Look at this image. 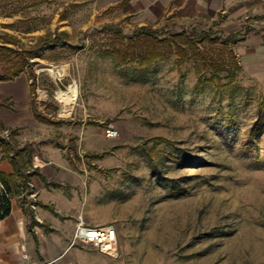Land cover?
<instances>
[{"label": "rangeland", "instance_id": "374dc122", "mask_svg": "<svg viewBox=\"0 0 264 264\" xmlns=\"http://www.w3.org/2000/svg\"><path fill=\"white\" fill-rule=\"evenodd\" d=\"M230 3L151 21L109 0H0V45L17 54L69 33L23 74L49 94L39 114L62 121L69 214L116 230L97 264H264V0ZM142 25L218 39L198 41L214 67L173 54L142 71L102 54Z\"/></svg>", "mask_w": 264, "mask_h": 264}, {"label": "crops", "instance_id": "0c3cea01", "mask_svg": "<svg viewBox=\"0 0 264 264\" xmlns=\"http://www.w3.org/2000/svg\"><path fill=\"white\" fill-rule=\"evenodd\" d=\"M109 1L110 5L118 3L126 7L130 15L140 14L144 20L151 21L171 13V8L180 11L181 17L187 18L201 13L203 8L216 5L228 7L231 4V0ZM61 32L69 37L67 31ZM8 45L1 46L10 48ZM31 84L32 81L23 73L11 81L0 83V103L6 104L0 107V123L6 129H19V144H33V167L39 174L32 177L33 191L36 188V204L29 199L28 194L15 196L11 200L10 215L0 220V264H97L96 259L100 260V254L95 252L97 248L82 242L72 244L79 212L75 205L72 214H69L71 195L62 187L64 177L72 171L68 169L64 148L58 146L53 137L59 133L60 139L63 138L64 129L58 123L62 121L51 125L37 119L34 107L39 113L40 107L46 106L49 94L37 87L33 94ZM56 127H60L58 132L54 131ZM0 171L5 174L13 172L7 159L0 160Z\"/></svg>", "mask_w": 264, "mask_h": 264}, {"label": "trees", "instance_id": "16d2710c", "mask_svg": "<svg viewBox=\"0 0 264 264\" xmlns=\"http://www.w3.org/2000/svg\"><path fill=\"white\" fill-rule=\"evenodd\" d=\"M9 14H7L8 16ZM62 39H68L65 32L50 33L41 37L34 45V51L20 52L0 45V62L6 63V70L0 74V83L8 82L24 72L25 67H29L32 55L36 50H42L46 45H61ZM179 40L185 43L180 44ZM216 44L218 39H209L205 33H199L195 30L190 32L182 31L170 37H161L159 29L153 27L140 26L135 29L128 41L113 39L111 49H103L102 54L112 57L115 62L124 67L138 66L144 71L148 68L156 67L160 61L167 60L173 54L178 55L179 60H199L206 61V54L201 52L198 47V41ZM4 44H11L12 40L7 39ZM192 49V50H190ZM19 52V51H18ZM207 68L214 67L211 61L204 62ZM203 64V65H204ZM29 71V70H28ZM28 78L32 81L31 91L35 94L37 87V75L34 70H30ZM4 102L0 107H5ZM37 119L47 124H55L41 116L35 109ZM4 132H7L4 134ZM19 129H6L0 123V160L7 159L13 167L11 174H5L0 171V220H3L11 213V200L15 196L28 194L29 185L32 183V177L39 175L38 170L33 167V144H19L17 136ZM45 182V178L41 177ZM23 202L26 203L24 199Z\"/></svg>", "mask_w": 264, "mask_h": 264}, {"label": "built area", "instance_id": "2783aa9c", "mask_svg": "<svg viewBox=\"0 0 264 264\" xmlns=\"http://www.w3.org/2000/svg\"><path fill=\"white\" fill-rule=\"evenodd\" d=\"M107 135L109 138H115L118 133L114 130H108ZM29 186L30 190L28 192V197L29 199L34 200L36 194L33 191V185L30 184ZM115 241L116 230L112 226L86 227L83 223L79 222L73 235L72 244H74L75 242H82L92 245L95 248H103L108 245L114 244Z\"/></svg>", "mask_w": 264, "mask_h": 264}, {"label": "bare ground", "instance_id": "6f19581e", "mask_svg": "<svg viewBox=\"0 0 264 264\" xmlns=\"http://www.w3.org/2000/svg\"><path fill=\"white\" fill-rule=\"evenodd\" d=\"M60 70H55V74L57 75V76H59L60 75V72H59ZM74 88H70V90L68 91V92H62L60 95H59V97H60V99L62 100V101H65L66 103H69L71 100H72V98L74 97V92H76V91H74L73 90Z\"/></svg>", "mask_w": 264, "mask_h": 264}]
</instances>
